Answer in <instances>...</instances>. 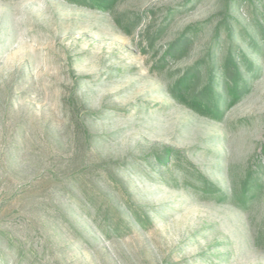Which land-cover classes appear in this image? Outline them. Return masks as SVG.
<instances>
[{
  "label": "rangeland",
  "instance_id": "374dc122",
  "mask_svg": "<svg viewBox=\"0 0 264 264\" xmlns=\"http://www.w3.org/2000/svg\"><path fill=\"white\" fill-rule=\"evenodd\" d=\"M262 29L264 0H0V264H264ZM225 43L252 71L217 121L169 90Z\"/></svg>",
  "mask_w": 264,
  "mask_h": 264
},
{
  "label": "trees",
  "instance_id": "16d2710c",
  "mask_svg": "<svg viewBox=\"0 0 264 264\" xmlns=\"http://www.w3.org/2000/svg\"><path fill=\"white\" fill-rule=\"evenodd\" d=\"M64 1L92 10L109 12L114 9L119 0ZM217 36L218 33H216L212 42V45L216 47H218L216 40ZM153 39V37L149 39V45L153 44ZM191 41V38L189 40V37L182 36V38L169 47L164 58L181 57L185 54L189 47V42ZM260 41L264 43L263 29L260 31ZM248 45L256 52L261 50L253 41H248ZM223 47H225V53L219 61L215 55L209 54L206 64L202 61L188 69L174 82L169 90L172 97L179 103L201 116L209 117L217 121H221L225 112L234 106L248 90L247 81L241 70L243 69L246 73L252 71V65L244 55L239 54L238 56L234 54L232 47H227L226 43ZM205 67L206 70H203ZM166 153L169 155L172 152L168 150ZM262 154L264 156V147L262 149ZM157 161L159 164H163L165 163V157L157 156ZM199 183L200 185L195 188V191H202L221 201L227 199L225 193L219 192L217 188L213 187L203 178H199ZM245 193L246 187L243 194L245 195ZM134 217L141 226L148 224V220L145 216L140 218V215L134 212Z\"/></svg>",
  "mask_w": 264,
  "mask_h": 264
}]
</instances>
